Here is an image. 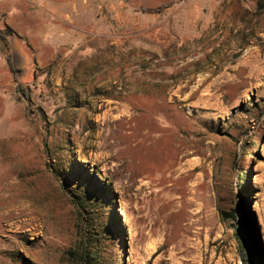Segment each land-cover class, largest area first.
I'll return each mask as SVG.
<instances>
[{"label":"rangeland","instance_id":"obj_1","mask_svg":"<svg viewBox=\"0 0 264 264\" xmlns=\"http://www.w3.org/2000/svg\"><path fill=\"white\" fill-rule=\"evenodd\" d=\"M0 28V264H242V199L264 256V0H0Z\"/></svg>","mask_w":264,"mask_h":264},{"label":"trees","instance_id":"obj_2","mask_svg":"<svg viewBox=\"0 0 264 264\" xmlns=\"http://www.w3.org/2000/svg\"><path fill=\"white\" fill-rule=\"evenodd\" d=\"M161 8L163 7H160V9ZM12 33H13V30L11 28H7V29L0 28V39L3 41L4 45L9 50L11 49V42H10L9 36ZM7 59H8L9 67L14 74L15 81L18 83L17 91L20 94H22L24 97H26V99H29L30 96L23 88V85L19 82V79L17 76L19 69L14 66L12 56L9 55ZM218 167L221 168L220 165H215L214 167L215 174L217 175L220 174L222 175L221 177H225L227 171L225 170L223 171L222 169H220V171H218L219 173H217ZM242 190L243 192H246L247 188H244ZM99 191L104 193L103 189L99 188ZM221 192H222L221 189L220 190L218 189V194ZM226 192L229 193V191L227 190ZM78 196L80 197V195ZM82 197H84V195ZM222 201L225 202V199H222ZM83 203H85V201L78 202L79 206L82 205ZM217 210L223 221H228L230 219L236 220L237 217H240L241 218L240 223L242 224V226L244 227V229L247 231L248 235L250 236L253 251L250 249V245L249 243H247L241 230L238 228V226H235L234 235H235V240L237 242V249H238V253H239L242 264H264V256L260 249L259 242H258L256 233L254 231L251 218L248 214L247 206L245 205L244 199H242L240 213H238L235 209L228 210L225 207V205H222L221 203L218 204ZM94 219L99 221L98 225L100 227V230L99 231L97 230L92 217L90 219L89 218L87 219L90 226H88L87 229L85 230L86 237L91 241L90 252L87 253V255L90 256V258L95 259L96 262H99V260H103V259H100L99 255H100L101 250H103L104 242L106 240L105 238H108V239L114 238L115 236L114 233H116L117 230H115L114 223L108 224L106 218L101 216V214H99V216L95 217ZM253 252L258 258V260L256 261L253 256Z\"/></svg>","mask_w":264,"mask_h":264},{"label":"crops","instance_id":"obj_3","mask_svg":"<svg viewBox=\"0 0 264 264\" xmlns=\"http://www.w3.org/2000/svg\"><path fill=\"white\" fill-rule=\"evenodd\" d=\"M2 45H4V43H3V41L0 39V50H1Z\"/></svg>","mask_w":264,"mask_h":264}]
</instances>
